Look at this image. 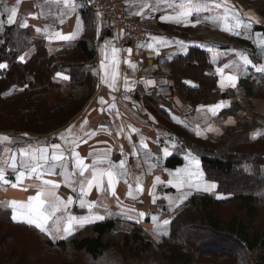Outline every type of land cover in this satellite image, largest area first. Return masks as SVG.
I'll return each mask as SVG.
<instances>
[{"label":"crops","instance_id":"obj_1","mask_svg":"<svg viewBox=\"0 0 264 264\" xmlns=\"http://www.w3.org/2000/svg\"><path fill=\"white\" fill-rule=\"evenodd\" d=\"M124 1L130 15L139 10L136 5L140 0ZM257 1L228 0L229 7L235 6V11L239 13L242 21L249 22V17L253 18L249 28L241 27L232 32H225L223 29L235 23L233 16L230 15L226 22L222 19L216 21L213 19L217 16L223 17L225 13L223 8L201 12L198 17L194 13L182 23H177L175 18L178 9L166 7L164 4L160 5L158 11L148 8L144 10L143 17L138 16L144 18L150 25L147 28V39L143 42L118 44L114 35L101 32L103 26L101 14L93 10L91 0H75L79 7L74 13L68 12L63 5L46 3V0H21L18 5L16 24H7V13L0 17L4 20V26L0 28V48L5 46L8 53H15L17 62L26 63L38 52V45H42L47 53L54 57L53 63L60 66L51 80L62 91V95L67 97L73 93V88L82 83L84 78H87L86 83L88 86L91 84L92 89L85 94V99L80 104L77 103L79 107L73 116L64 125L49 133L0 129V135H7L12 140V143H0V166H4V161L11 154L5 152L6 147L15 152L18 159V150L24 147L34 148L38 144L52 143H60L62 147H68L66 140L70 141L72 136L67 130L72 128L73 134L83 136L79 128L87 119L88 124L84 125V130L96 131L97 135L85 137L87 143H81L76 151L85 158V163L91 164L94 156H90V152L98 150L103 153L111 149L109 156L114 163L118 164L120 160L126 162L128 170L126 178L132 185L135 199L128 195L129 187L124 183L125 177L121 176L120 182L116 185L119 202L110 194L105 196L94 188L90 195L84 197L85 207L81 208L78 186L76 191H73V186L66 184L59 176L60 169H57L56 176L45 177V179H52L60 184V187L55 189V194L61 200L67 201L69 197L73 199L74 203L69 205L68 213L77 217L97 213L104 215L103 220L113 221L118 231H128L136 223L150 238L158 241L165 235L161 234V231L168 230V225L163 226L162 221L164 219L170 221L174 211L192 195L214 194L216 199L224 197L218 192V182L209 177L211 173L203 165L198 151L193 150L186 139L218 143L222 135L229 128L235 127L243 117L264 115V99L253 95L256 81L264 73L256 70L264 66V55L260 54L261 51L263 52L260 48V37L263 34L256 28L261 24L260 7L254 4ZM15 2L16 0H6L9 7ZM149 2L154 3V0ZM180 2L181 0H175L177 5ZM3 11L2 6L0 12ZM197 19H199L198 23ZM21 22H26L28 27H20ZM78 22L82 24L79 31ZM37 28L40 29L39 32L36 31ZM10 29L13 37L17 41L24 42V46L10 43L9 37L12 36L8 32ZM237 32L239 34H236ZM56 33L65 36L75 33V39L60 40L56 37ZM80 40L87 42L94 54L93 60L88 62L84 60L85 55L77 47ZM180 42H183V47ZM148 44H152L153 47L148 48ZM113 47L119 50L115 53V66L113 65ZM209 48L212 50L209 51ZM129 49H131L130 53ZM191 50H198L206 55L208 65L205 73L217 79L215 89L224 94L211 103L195 107L191 106L187 98L175 89L174 81L170 77L173 61L188 56ZM241 53L246 55L252 63L245 66L240 59ZM20 56H24L25 59L21 61ZM102 61L105 68H101ZM0 64L7 65V61L0 60ZM225 64L232 65L225 69V75L237 76L235 88L231 87L226 80L223 81L222 86L221 75L216 69ZM72 67L79 69L77 74L81 80L78 82L72 78V74L76 75L72 73ZM113 73L116 74V90L110 86ZM125 77H127L128 86L133 89L131 92L125 91ZM106 79L107 82H105ZM146 80L154 81L155 85L146 86L143 83ZM16 89L19 88H13L11 92H15ZM47 96L51 102L54 99V92L49 91ZM101 98L107 103L101 105ZM221 102L226 106L219 109L216 116H212L207 108ZM112 104H115V108H111ZM101 125L105 126L104 131H100ZM209 125L215 130L207 131ZM133 128L137 131L133 132ZM198 130L200 135H197ZM61 134L66 140L60 139ZM141 140L148 145L147 148L141 147ZM121 147L123 155H121ZM164 148H168L169 155H164ZM134 151L136 155L132 154ZM177 153L180 154L182 162L174 167L168 166L167 160ZM196 161L199 162L198 170L202 176L192 177V183L199 184L200 190L185 186L182 191L187 193V199L180 203L182 192L173 186L175 184L173 176L177 170L197 171ZM5 174L11 182H15V174L10 168H6ZM182 174L186 175V173ZM156 176L160 177L162 183L156 181ZM169 180H173V184H169ZM137 182L142 191L136 190ZM39 183L35 179L28 180L17 188H12L10 184H0V207L14 214V209L8 206V202L15 200L26 203L30 196L36 195ZM208 185H215V187L207 191L203 190ZM24 188L28 190L24 191ZM153 198L156 200L155 203L152 202ZM89 202H95L98 205L103 203L112 215H107L105 207H97L89 213L87 208ZM159 204H162V209L158 208ZM130 209L133 211H129ZM141 212L145 213L144 217L139 216ZM127 216H131V219H127ZM153 216L158 218L156 222L152 220ZM103 220H95L83 227ZM158 223L161 225L160 230L157 229ZM83 227L76 226L73 233ZM60 239L64 238L52 240Z\"/></svg>","mask_w":264,"mask_h":264},{"label":"trees","instance_id":"obj_2","mask_svg":"<svg viewBox=\"0 0 264 264\" xmlns=\"http://www.w3.org/2000/svg\"><path fill=\"white\" fill-rule=\"evenodd\" d=\"M4 3L6 0L0 7ZM256 28L264 35V24ZM9 41L24 46L13 35ZM77 47L85 55L84 60H93L86 41L80 40ZM260 54L263 56L264 50ZM14 55L5 46L0 48V60L7 61L6 69L0 70V129L49 133L64 125L79 107L77 103L92 89L87 78L65 97L51 80L60 66L53 63L54 57L42 45L26 63L17 62ZM207 65L206 55L198 50L172 63L170 77L175 89L193 107L224 96L215 89L217 79L205 73ZM72 70L76 73L72 74L73 80L80 81L79 69ZM255 86L253 95L264 99V73ZM13 88L21 90L11 92ZM49 91L54 92L51 102ZM241 121L238 129L243 128L242 134L229 136L236 126L231 127L218 143L186 139L198 151L211 173L209 177L218 182V192L230 197L192 195L174 211L168 232L159 241L150 238L136 223L128 231H118L108 219L53 241L22 219L13 220V213L0 207V264H55L68 252L83 253L89 258L87 264H264V115L243 117ZM261 130L263 133L251 138L254 131ZM242 146L253 151L240 153ZM213 149L214 153L219 150L218 156ZM181 162L177 153L166 164L174 167ZM223 207L232 208V214L223 216Z\"/></svg>","mask_w":264,"mask_h":264},{"label":"snow or ice","instance_id":"obj_3","mask_svg":"<svg viewBox=\"0 0 264 264\" xmlns=\"http://www.w3.org/2000/svg\"><path fill=\"white\" fill-rule=\"evenodd\" d=\"M21 3V0H16L15 4L9 7L6 3H4L3 8L4 11L0 12V17H3L5 13H7V24L12 25L17 23L18 16V5ZM46 3L54 4L57 6L63 5L68 12L74 13L79 7L76 4L75 0H46ZM164 4L166 7H172L174 9H178L176 11V21L177 23H182L188 17L192 16L194 13L197 14V17L201 12H208L215 9L223 8L225 13L223 17L217 16L214 19L227 21L229 16H233L235 19V23L230 27L226 26L223 30L225 32H232L241 27L247 29L250 27V22L252 21V17H249V22H244L240 19L239 13L235 11V6L229 7L228 0H181V2L177 5L175 0H154V3H150L149 0H140V2L136 5L138 7V11L133 13V15L144 16V10L151 8L152 11L160 10V5ZM132 5H130L131 7ZM207 19V18H206ZM63 22V21H61ZM199 19H197V23ZM259 22V21H256ZM4 26V20L0 19V28ZM20 27H28L26 22H21L19 24ZM195 26V25H193ZM82 27V24L78 22V31ZM37 32L40 31L39 28L36 29ZM236 34H239L238 32ZM56 37L60 40H70L75 39V33L71 36H65L61 33H56ZM161 43H164L161 41ZM183 47V42H180ZM143 46V45H141ZM148 48H152V44L147 45ZM212 49L209 48V51ZM119 51L118 49H112L113 52V65L115 66V53ZM129 53L131 49L128 50ZM158 54V53H157ZM25 59L24 56H20V60L23 61ZM240 59L243 64L246 66L252 63L249 58L243 53L240 54ZM133 68L135 65H131ZM7 65L0 64V69L6 68ZM232 67L231 64H225L223 67H218L216 71L221 75L222 78V86L223 81H227L229 85L233 88L236 87L237 76L235 75H225V69ZM101 68H105V64L101 62ZM259 72H264V66L258 67L256 69ZM107 76V73H106ZM111 87L113 90H116V74L113 73L111 75ZM107 82V79L105 80ZM143 83L147 85H155V82L152 80L143 81ZM133 89L128 86L127 77H125V91L131 92ZM115 99V97H113ZM127 99V97H125ZM107 103L103 98L100 100V104L104 105ZM226 105L221 102L214 106H210L207 108V111L211 113L212 116H216L218 114V110ZM111 108H115V104L111 105ZM117 115L119 113L117 112ZM179 122V121H177ZM231 122V121H229ZM88 124V120L85 119L83 124L80 125L79 132L83 133V136L73 134L72 128H69L67 131L72 136V139L66 140V138L61 134L60 139L66 140V144L68 147H62L60 143H52L50 145H37L36 147H24L20 148L19 151V159L15 152H12L11 149L5 148L6 153H11L8 158L4 161V166H0V184L11 185L12 188H17L20 185H23L25 181L28 180H37L39 181V186L36 191V195L30 196L26 203H20L15 200L9 201L8 206L14 209L13 220H18V217L22 219L24 223H27L35 228L39 229L40 232L44 233L46 236H49L52 239L56 238H65L67 236H71L74 232V228L76 226L83 227L85 224L92 223L95 220H103L105 219L104 215L93 214L85 217H77L68 213L69 205L74 203L73 199L69 197L67 201L61 200L59 196L55 194V189L60 187V184L52 179H45V177H52L57 175V169H60L59 176L63 178L66 184L73 186V191H76V187L79 188V196H80V207H85V199L90 195L92 189H97L102 192L105 196L110 194L113 198L117 199L119 202V198L117 197L116 185L120 182V177L124 176V183L128 185L129 191L128 195L135 199L132 192V185L127 180L128 170L126 168V162L124 160H120L119 163H114L109 156L111 149H107L103 153L95 150L94 152H90V156H94L91 161V164L85 163V158H83L78 151L77 148L80 147L81 143H87V139L85 137H94L97 135L96 131H85L84 125ZM73 128L75 126H72ZM105 126L101 125L100 131H104ZM210 125L207 128V131H214ZM122 131V129H121ZM133 132L137 131L135 128L132 129ZM118 135L120 133H117ZM26 135V134H25ZM111 135V133H109ZM197 135H200V131H197ZM255 138V137H254ZM12 143V140L7 135H0V143ZM141 147L147 148L148 145L141 140ZM51 150V151H50ZM121 155H123V148L121 147ZM163 153L165 156L169 155L168 148L163 149ZM136 155L134 151L132 153ZM197 171H189L185 170H177L176 174L173 176L175 180L174 187L177 188L178 191L182 192L180 203L183 202L184 199H187V193H184L182 190L185 186L192 188L195 187L198 191L200 190L199 184L192 183V177L199 178L202 176V173L199 172V162L196 161ZM6 168H10L12 172L15 174V182H11L6 174ZM186 173V175L182 174ZM169 175H173L169 173ZM157 182H161L160 177H155ZM169 184H173V180L168 181ZM215 185H208L203 190L207 191L210 188H214ZM27 191V188L23 189ZM137 191H142V188L139 186V182H137ZM50 197V198H49ZM153 203L156 202L155 198L152 200ZM97 207H105V211L107 215H112L110 211H108L107 207L100 203L99 205L95 202L87 203V208L89 213H92V210ZM129 211H133L130 209ZM123 215V213H121ZM145 213H139L140 217H144ZM127 219H131V216H127ZM152 220L156 222L158 218L156 216L152 217ZM139 222V221H137ZM170 221L168 219H164L162 221L163 226L169 225ZM157 229H161V225L157 224ZM62 234V235H61ZM161 234H167L166 232L161 231Z\"/></svg>","mask_w":264,"mask_h":264},{"label":"built area","instance_id":"obj_4","mask_svg":"<svg viewBox=\"0 0 264 264\" xmlns=\"http://www.w3.org/2000/svg\"><path fill=\"white\" fill-rule=\"evenodd\" d=\"M95 12L101 13L108 24L104 33L114 35L118 44L144 41L148 37V22L141 17L130 15L124 0H91ZM162 209V204L158 205Z\"/></svg>","mask_w":264,"mask_h":264},{"label":"rangeland","instance_id":"obj_5","mask_svg":"<svg viewBox=\"0 0 264 264\" xmlns=\"http://www.w3.org/2000/svg\"><path fill=\"white\" fill-rule=\"evenodd\" d=\"M255 1V0H254ZM246 2V1H245ZM255 5L258 4L259 7H260V11H263L262 13L264 14V0H258L256 3H254ZM101 14V13H100ZM262 14V15H263ZM261 13H260V16H261V24H264V16L262 17ZM101 20L103 22V26H102V30L101 32L104 33V27L108 24V21H106V19L103 18V16L101 15ZM132 42V41H131ZM260 48L264 50V35L260 37ZM259 115V114H258ZM263 120V119H262ZM242 121H239L235 127L234 130H232V132L229 134V136H236L238 134H242V130L243 128L241 129H238L240 125H242ZM263 133V130L261 131H254L251 135V138H256L259 134ZM243 136V135H241ZM225 147V145H224ZM216 149V148H215ZM215 149H213V153L215 152ZM224 148H222L223 150ZM227 148H225L224 150L226 151ZM232 150V149H231ZM225 151H221V152H225ZM240 153L241 152H252L253 149L250 148V147H240L239 150H238ZM219 152V150H218ZM218 152L216 151V153H214L215 156H218ZM223 199H228L230 197V195H224L223 194ZM233 211L232 208H226V207H223L222 210H221V214L223 216H228L230 214H232L231 212ZM258 222V220H257ZM39 230V229H38ZM168 232V230H167ZM166 232V233H167ZM161 238L158 239V241L160 240ZM71 251V250H70ZM20 252H22L20 250ZM24 253V252H22ZM253 255H255V253H253ZM65 258V260H63ZM89 258H87V256H85L83 253H76L74 254L73 252H68V253H64L61 257H60V263H55V264H87V261H88ZM66 260H69L68 262H66ZM103 260V259H102ZM65 261V262H64ZM103 261H100V263H102Z\"/></svg>","mask_w":264,"mask_h":264},{"label":"water","instance_id":"obj_6","mask_svg":"<svg viewBox=\"0 0 264 264\" xmlns=\"http://www.w3.org/2000/svg\"><path fill=\"white\" fill-rule=\"evenodd\" d=\"M107 35H109V33H106Z\"/></svg>","mask_w":264,"mask_h":264}]
</instances>
